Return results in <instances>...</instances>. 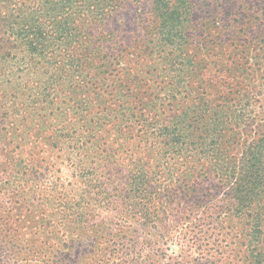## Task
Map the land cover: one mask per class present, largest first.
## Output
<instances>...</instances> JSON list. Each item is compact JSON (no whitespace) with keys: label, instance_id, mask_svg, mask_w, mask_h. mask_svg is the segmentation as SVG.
<instances>
[{"label":"trees","instance_id":"obj_1","mask_svg":"<svg viewBox=\"0 0 264 264\" xmlns=\"http://www.w3.org/2000/svg\"><path fill=\"white\" fill-rule=\"evenodd\" d=\"M120 3L0 0V65L11 64L19 52L26 71H38L35 66L43 62L44 70L57 72L55 85L36 93L28 82L18 84L31 99L35 125L55 115L62 102L58 83L67 70H81L86 26L103 23ZM252 11L255 15L229 11L228 23L215 26L211 42L198 44L191 0H151L153 19L146 20L141 42L121 43L105 58L94 49V118L80 125L74 120L70 129L58 120L51 128V148L62 154L44 159L46 165L16 162L24 169L19 178L48 179L54 192L47 198L60 199V205L68 201L62 203L67 196L59 165L83 175L80 198L88 207L94 201V214L68 220L80 234L94 233L95 245L108 243L111 249L100 250L101 260L138 263L144 252L136 236L126 240L124 224L101 223L104 213L120 220L128 216L138 229L153 227L162 214L172 213L176 198L187 203L190 195L197 196L191 181L210 172L228 188L218 198L221 219L216 221H248L246 252L264 264V0ZM51 79L56 81L53 74L48 80L54 83ZM199 206L204 207L194 203L192 209ZM192 225L202 230L201 224ZM169 232L163 244L183 241L181 233ZM73 233L52 230L45 249L52 264H63L62 249L81 243L84 236Z\"/></svg>","mask_w":264,"mask_h":264},{"label":"rangeland","instance_id":"obj_2","mask_svg":"<svg viewBox=\"0 0 264 264\" xmlns=\"http://www.w3.org/2000/svg\"><path fill=\"white\" fill-rule=\"evenodd\" d=\"M191 1L195 14L194 41L205 44L216 36L215 26L228 23L226 15L229 11L245 10L247 15H255L252 8L257 0ZM150 9L151 0H121L118 8L103 23L86 26L85 39L79 49L81 70H67L70 72L67 78L58 83L62 86V102L55 105V110L58 108L54 115L56 119L51 116L46 122L41 120L40 125L32 121V108H29L31 99L26 98L27 91L18 84L28 82L32 86L31 92L36 93L45 86L49 88L55 85L57 72L44 70L43 62L35 66L38 71H26L24 60L20 58L24 54L19 52L16 53L19 57L12 59L11 64L3 62L0 65L4 71L0 75V264H52L50 253L45 251L51 244L52 230L77 231L72 236H84L75 247L62 249L65 257L63 264H118L114 259H100V250L111 249L107 242L101 241L95 245L94 233L85 229L80 234L81 229L73 227L68 220L70 217L83 218L86 213L94 214V209H90L94 201L88 207L80 198L84 180L82 174L65 170L66 166L59 165L61 174L65 176L63 190L66 192L64 196H67L62 203L68 201L60 205L56 203L60 199L47 198L54 192L48 179L19 178L24 169L16 162L23 160L24 166L32 167L46 165L44 159L52 160V155L62 154L51 148L54 143L51 128L58 120H62L70 129L74 126V120L80 125L94 118V49L101 51V57L105 58L121 43L141 42L146 20L150 22L153 19ZM49 74L56 79H51L54 83L48 80ZM36 81L41 86L40 90L36 87ZM104 89L107 87L104 86ZM53 94L56 92L51 96ZM191 182L197 196L190 195L187 203L176 198L171 204L172 213L162 214L153 227L150 224L138 229L128 216L120 220L110 216V211L102 215L101 223L108 222L112 227L124 224L128 230L126 240L136 236L138 248L144 251L138 263L134 260L126 264H256L252 256L248 257L250 249L246 234L250 223L238 218L216 221V218L221 219L216 213L219 209L218 198H224L228 188L221 187L210 172H204L198 181ZM194 203L204 207L192 209ZM57 207L65 209V212ZM202 209L206 212L202 213ZM192 224H201L202 230L197 231L198 227L194 230ZM170 230L181 233L183 241L163 244V236L171 234ZM114 249L120 248L115 246Z\"/></svg>","mask_w":264,"mask_h":264}]
</instances>
